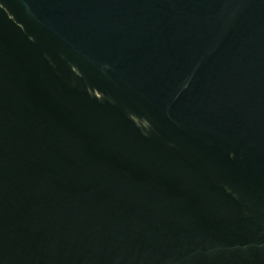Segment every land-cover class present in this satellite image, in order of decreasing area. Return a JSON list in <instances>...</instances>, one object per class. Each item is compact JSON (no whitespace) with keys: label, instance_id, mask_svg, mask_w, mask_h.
<instances>
[{"label":"water","instance_id":"obj_1","mask_svg":"<svg viewBox=\"0 0 264 264\" xmlns=\"http://www.w3.org/2000/svg\"><path fill=\"white\" fill-rule=\"evenodd\" d=\"M0 264H264V0H0Z\"/></svg>","mask_w":264,"mask_h":264}]
</instances>
